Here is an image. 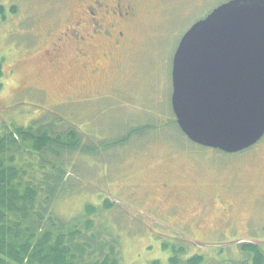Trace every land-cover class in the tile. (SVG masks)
<instances>
[{
	"label": "rangeland",
	"instance_id": "1",
	"mask_svg": "<svg viewBox=\"0 0 264 264\" xmlns=\"http://www.w3.org/2000/svg\"><path fill=\"white\" fill-rule=\"evenodd\" d=\"M226 1L122 0L140 7L124 30L127 43L109 59L97 38L87 45L77 39L75 32L90 38L75 25L84 17L78 0H0V133L5 125L65 140L68 131L79 133L89 154L82 147L65 158L73 179L59 211L70 216L92 203L106 213L120 264H168L163 244L184 245L209 264L246 260L244 242L264 249V137L238 153L203 147L183 134L172 110L176 49ZM63 25L65 40L57 41ZM41 28L62 49L42 52L51 43ZM168 178L183 189L187 208L162 205L155 184ZM108 198L115 204L107 213L100 205Z\"/></svg>",
	"mask_w": 264,
	"mask_h": 264
},
{
	"label": "trees",
	"instance_id": "2",
	"mask_svg": "<svg viewBox=\"0 0 264 264\" xmlns=\"http://www.w3.org/2000/svg\"><path fill=\"white\" fill-rule=\"evenodd\" d=\"M4 9L0 5V13ZM1 71L0 64V77ZM4 128L0 133V264H120L118 236L112 226H106V213L100 214L92 203L70 216L59 211L73 179L65 169V158L82 147L86 152L79 133L72 129L65 140L61 134L32 126ZM35 158H39L36 164ZM113 204L108 198L100 208L108 213ZM163 249L171 252L168 264H209V258L191 254L184 245L163 244ZM239 249L247 259H233L231 264H264L262 245L244 242ZM149 264L162 262L155 259Z\"/></svg>",
	"mask_w": 264,
	"mask_h": 264
},
{
	"label": "water",
	"instance_id": "3",
	"mask_svg": "<svg viewBox=\"0 0 264 264\" xmlns=\"http://www.w3.org/2000/svg\"><path fill=\"white\" fill-rule=\"evenodd\" d=\"M171 103L200 146L238 153L264 137V0L226 1L185 32Z\"/></svg>",
	"mask_w": 264,
	"mask_h": 264
},
{
	"label": "flooded vegetation",
	"instance_id": "4",
	"mask_svg": "<svg viewBox=\"0 0 264 264\" xmlns=\"http://www.w3.org/2000/svg\"><path fill=\"white\" fill-rule=\"evenodd\" d=\"M121 3L122 0H78V4L83 11L84 17L78 19L75 25L80 31L83 30L85 35L90 37L87 38L81 33L78 35L75 32L80 43L87 45L91 39L97 38L99 42L105 45H102V47L107 48V53L104 55L108 56L109 59H114L115 56L113 53L115 50L123 49V45L127 43L124 30L134 21L135 17L138 15V7H140L139 3L128 2L124 5ZM12 6L13 5H10L11 8ZM63 26V32L56 37L57 41L65 40V25ZM37 33L50 38V46L44 48L42 51L46 55L62 49L59 44L55 42L53 43L54 36L50 37L48 30L41 28V31ZM168 180L169 181L157 180L155 184V188H157L156 192H159V198L161 199L162 205L174 207L171 208L174 210L177 208H187L189 206V201H185V199L187 200V197L185 196L183 189L172 185L171 179L168 178ZM198 192L202 194V197L200 196V203L204 206H208L212 202H210L209 195L200 188H198ZM197 193L195 197H197ZM159 209L160 212L163 213L166 210V207L163 208V206H161ZM170 214H173V212Z\"/></svg>",
	"mask_w": 264,
	"mask_h": 264
}]
</instances>
